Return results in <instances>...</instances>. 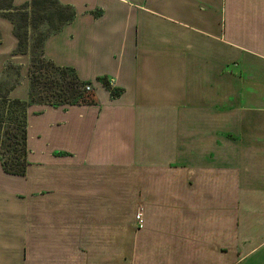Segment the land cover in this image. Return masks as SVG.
Returning a JSON list of instances; mask_svg holds the SVG:
<instances>
[{
  "label": "crops",
  "instance_id": "1",
  "mask_svg": "<svg viewBox=\"0 0 264 264\" xmlns=\"http://www.w3.org/2000/svg\"><path fill=\"white\" fill-rule=\"evenodd\" d=\"M57 2L75 16L43 56L94 104L28 107L25 175L0 164V264H264V0ZM0 40L26 101L1 17Z\"/></svg>",
  "mask_w": 264,
  "mask_h": 264
},
{
  "label": "trees",
  "instance_id": "2",
  "mask_svg": "<svg viewBox=\"0 0 264 264\" xmlns=\"http://www.w3.org/2000/svg\"><path fill=\"white\" fill-rule=\"evenodd\" d=\"M74 16L71 7L63 6L57 0H30L18 7L13 5V0H0V17L12 25V33L17 41L14 55H28L30 59L26 101L9 97L10 92L19 84L18 66L8 62L4 72L7 77L12 71L13 78L8 84L0 80V164L6 174L19 177L25 175L28 165L26 114L29 106L94 104L90 93L84 89L90 83L81 81L73 68L56 66L43 56L44 41L72 22ZM30 48L33 52H29ZM97 81L110 92L112 98L120 95V90L112 89L106 78H98ZM39 85H44L42 92H49L44 100L41 97L35 99V90Z\"/></svg>",
  "mask_w": 264,
  "mask_h": 264
},
{
  "label": "rangeland",
  "instance_id": "3",
  "mask_svg": "<svg viewBox=\"0 0 264 264\" xmlns=\"http://www.w3.org/2000/svg\"><path fill=\"white\" fill-rule=\"evenodd\" d=\"M29 52H33V49L32 48H30V50H29ZM29 69V68H28ZM20 71V70H19ZM29 71L27 72V76H29ZM6 72H4L3 73V76H2V78H0V80H4L5 81V83L6 84H8V82L10 81V80H12V71L9 73L10 75H8L7 77H6ZM43 80V79H42ZM20 81H21V76H19V84H20ZM43 82H44V80H43ZM18 84V85H19ZM28 88H29V77H28ZM44 89V85H39L38 86V88H36V90H35V92L37 93V95L35 96V99H38V98H42V100H44V97H46V96H49L48 95V93L49 92H42L41 90H43ZM40 92V93H39ZM90 92H88V94H89ZM39 94V95H38ZM89 95H91V94H89ZM90 97V96H89ZM27 99H28V97H27ZM47 100H49V101H54V99H52V98H48ZM35 105H38V104H35ZM48 106V105H47ZM0 153H2V147L0 146ZM13 178V177H12ZM137 218V217H136Z\"/></svg>",
  "mask_w": 264,
  "mask_h": 264
},
{
  "label": "built area",
  "instance_id": "4",
  "mask_svg": "<svg viewBox=\"0 0 264 264\" xmlns=\"http://www.w3.org/2000/svg\"><path fill=\"white\" fill-rule=\"evenodd\" d=\"M111 86V85H110ZM85 91L86 92H90V90H91V88H90V85H87V86H85ZM137 217V220H138V226L140 225V221H139V215L138 216H136Z\"/></svg>",
  "mask_w": 264,
  "mask_h": 264
}]
</instances>
